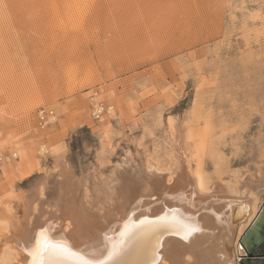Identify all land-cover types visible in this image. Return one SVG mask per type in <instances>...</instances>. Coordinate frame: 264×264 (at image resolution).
Segmentation results:
<instances>
[{"label": "rangeland", "instance_id": "1", "mask_svg": "<svg viewBox=\"0 0 264 264\" xmlns=\"http://www.w3.org/2000/svg\"><path fill=\"white\" fill-rule=\"evenodd\" d=\"M170 121L209 188L264 177V0H0V148L17 155L0 203L45 178L52 206L60 163L160 161Z\"/></svg>", "mask_w": 264, "mask_h": 264}, {"label": "bare ground", "instance_id": "2", "mask_svg": "<svg viewBox=\"0 0 264 264\" xmlns=\"http://www.w3.org/2000/svg\"><path fill=\"white\" fill-rule=\"evenodd\" d=\"M166 135L167 166L148 151L109 164L108 175L100 166L77 172L60 163L52 206L43 205L45 178L28 194L9 195L0 203V264H81L79 257L93 264H239V240L261 209L264 177L239 178L237 193L224 182L209 188L194 171L186 128L170 121ZM41 232L76 255L43 241L38 249Z\"/></svg>", "mask_w": 264, "mask_h": 264}, {"label": "water", "instance_id": "3", "mask_svg": "<svg viewBox=\"0 0 264 264\" xmlns=\"http://www.w3.org/2000/svg\"><path fill=\"white\" fill-rule=\"evenodd\" d=\"M239 246L245 253L242 260H249L250 264H264V200L255 221L241 236Z\"/></svg>", "mask_w": 264, "mask_h": 264}, {"label": "built area", "instance_id": "4", "mask_svg": "<svg viewBox=\"0 0 264 264\" xmlns=\"http://www.w3.org/2000/svg\"><path fill=\"white\" fill-rule=\"evenodd\" d=\"M97 93L94 96V100L97 97ZM105 113V107L101 102H95L93 107V116L95 120H99ZM55 119L54 113L45 108H41L37 112V121L41 127L51 125ZM11 158H16L15 155L9 156L0 148V172H2L3 166L8 163Z\"/></svg>", "mask_w": 264, "mask_h": 264}, {"label": "snow or ice", "instance_id": "5", "mask_svg": "<svg viewBox=\"0 0 264 264\" xmlns=\"http://www.w3.org/2000/svg\"><path fill=\"white\" fill-rule=\"evenodd\" d=\"M189 231H191V229ZM42 241L47 249L55 250L59 248L61 251L65 252L68 255H73V256L76 255V253L72 252L66 243L63 244L54 243L51 237L45 232H41L38 234V238L36 240V247L38 249L40 248ZM79 260L81 261V264H93L92 261L84 260L83 257H79Z\"/></svg>", "mask_w": 264, "mask_h": 264}, {"label": "flooded vegetation", "instance_id": "6", "mask_svg": "<svg viewBox=\"0 0 264 264\" xmlns=\"http://www.w3.org/2000/svg\"><path fill=\"white\" fill-rule=\"evenodd\" d=\"M239 264H250V262H249V260H246V259H241L240 261H239Z\"/></svg>", "mask_w": 264, "mask_h": 264}]
</instances>
